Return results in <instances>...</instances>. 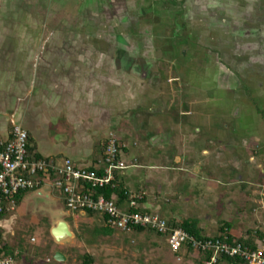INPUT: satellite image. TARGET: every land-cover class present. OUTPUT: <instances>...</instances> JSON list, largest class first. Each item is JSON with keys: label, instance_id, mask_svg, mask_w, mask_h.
Returning a JSON list of instances; mask_svg holds the SVG:
<instances>
[{"label": "rangeland", "instance_id": "rangeland-1", "mask_svg": "<svg viewBox=\"0 0 264 264\" xmlns=\"http://www.w3.org/2000/svg\"><path fill=\"white\" fill-rule=\"evenodd\" d=\"M140 2L101 5L97 0H51L48 26L57 37L49 48L56 54L51 65L73 63L77 57L82 58L78 65L138 68V74L127 76L138 103L130 104L132 96L126 100L129 106L121 110L126 109L122 117L127 116L129 123L124 121L114 134L119 141L122 129L128 134L124 182L132 192L146 193L148 208L156 194L173 199L161 212L164 217L174 211H187L192 217L186 207L199 199L192 195L211 174L235 183L248 180L225 169V162L234 158L246 164L256 153L264 165V0ZM36 48L41 50L42 44ZM25 86L24 81V98ZM128 125L138 132L133 128L131 132ZM163 134L167 142L156 144ZM201 150L205 156L207 150L211 152L209 170L200 175L195 169L187 172L186 162H195L196 157L204 162ZM174 155L184 159L181 164L177 158L172 161ZM82 164L81 169L88 166ZM36 217L30 211L20 218L21 234L32 246L46 243L53 259L69 248L71 264H83L87 254L97 264H197L192 258L198 253L191 254V261L178 259L165 237L153 233L146 242L142 235L119 231L105 236L97 233L98 216L91 220L77 213L67 219L73 236L61 246L48 232L46 214ZM32 236L37 243H31ZM122 247L125 257L119 254Z\"/></svg>", "mask_w": 264, "mask_h": 264}, {"label": "crops", "instance_id": "crops-1", "mask_svg": "<svg viewBox=\"0 0 264 264\" xmlns=\"http://www.w3.org/2000/svg\"><path fill=\"white\" fill-rule=\"evenodd\" d=\"M114 1L116 0H97V4L112 5ZM50 3L51 0H0V142H7L13 128L19 125L29 132L33 146L42 158L60 166L69 158L77 167L83 163L88 164L84 169H91L95 165L97 147L110 136H115L117 128L121 127L124 121L128 122L125 120L127 116L122 117L126 109L121 110L127 104L126 100L132 96L134 103L130 104L134 106L138 103V96L127 76L138 74L139 70H132L128 66L104 68L96 65L84 66L82 63L78 65L82 58L77 57L73 63L69 61L64 62L62 66H52L51 59L55 58L56 54L50 51L51 41H55L57 37L51 34L48 26ZM91 40L93 38L89 41ZM39 42L42 44L41 50L36 48ZM63 58L64 56H61L60 60L63 61ZM68 58L67 56L66 59ZM105 75L107 76L104 77ZM119 75L122 77L118 80L116 76ZM24 81L27 84L25 98L22 95L24 86L21 87ZM126 127L138 132L131 125ZM122 130L124 131L118 133L121 136L119 138L124 140L126 145L128 134L125 129ZM164 139L163 134L155 143H166ZM206 152L207 156L204 155L205 150L199 153L205 158L204 162L196 157L195 162L190 160L183 168H187V172L195 169L198 175L209 170L206 162L211 158V152ZM125 154H128L127 146ZM256 155L254 153L250 157L251 161L246 163L247 165L243 163V159L234 158L222 165L225 169H232L240 177H248L247 181L235 183L226 181L221 174H211L203 188L197 189V195H192L194 199L196 196L199 199L186 207L193 212L192 217H189L187 211L176 213L173 207L172 216L164 217L161 212L167 210L168 204L171 206L173 199H163L161 195L156 194L154 203L148 208L149 198L146 193L143 190L134 193L126 186L131 194L144 195V210L167 220L195 219L206 236L212 237L219 233L221 225L226 222L230 226V234L235 239L243 238L256 249H264V165ZM175 158L179 164L182 163L183 158L174 155L172 161ZM34 193L25 195L15 210L11 211L10 216L0 221L2 257L11 259L12 264H71L72 255L69 248H64L65 253L61 252L66 259L57 262L48 253L46 243L32 246L25 242L19 220L30 211L35 217L40 214L44 217L46 214V226L50 234L60 221L66 222L71 215L76 214L66 208L58 191L50 190L42 197ZM77 214L83 218L88 216L86 213ZM96 216L99 224L103 226L104 221L99 214L88 218L92 220ZM134 234L142 235V240L147 239L146 242L153 235H148L146 231L127 235ZM30 241L35 244L38 239L32 236ZM166 243L170 248L167 240ZM154 245V242H150L149 246L153 248ZM122 249L123 254L122 251L119 254L125 257L124 248ZM195 257L192 259L198 264ZM196 258L200 259L199 264H205L200 254ZM186 260L191 261L190 258Z\"/></svg>", "mask_w": 264, "mask_h": 264}, {"label": "built area", "instance_id": "built-area-1", "mask_svg": "<svg viewBox=\"0 0 264 264\" xmlns=\"http://www.w3.org/2000/svg\"><path fill=\"white\" fill-rule=\"evenodd\" d=\"M29 132L16 125L7 142H0V215L16 208L15 198L22 192H34L45 187L60 192L66 208L75 213L95 212L102 216L104 225L124 233L134 229H151L164 236L172 251L192 249L197 253L211 254L206 264H217L218 258L227 256L239 258L247 264H264V249H252L228 237L198 239L183 229H173L168 221L156 213H137L122 209L117 199L98 195L97 189L115 188L116 175H123L128 166L123 160L125 144L115 136H110L106 144V154L101 162L102 174L77 167L72 159L63 165L36 157L29 151ZM129 209L140 207L133 194ZM7 201V204H6ZM35 241V239H33ZM1 248V247H0ZM0 264H12L11 259L3 258Z\"/></svg>", "mask_w": 264, "mask_h": 264}, {"label": "trees", "instance_id": "trees-1", "mask_svg": "<svg viewBox=\"0 0 264 264\" xmlns=\"http://www.w3.org/2000/svg\"><path fill=\"white\" fill-rule=\"evenodd\" d=\"M121 142L122 141H120V144H121ZM106 144H107V141L102 143L101 145H99V147H97L96 156H95V165H94V167H92L90 169L91 171L97 172L98 174H102V172L100 171L101 169H98V168L100 167L101 162L104 161L105 154H106ZM0 151H1V149H0ZM29 151H30V153L34 154L36 157L41 158V156L36 152L31 138H29ZM125 151H126V149H125ZM115 185H116L115 188H112L109 186V187H106L104 189H97L96 192L98 195H103L108 199L116 198L118 205L122 209H127V210H130L132 212H137V213H144V212L150 213L149 211L144 210L142 208V205L144 204V201H145L144 195H141L142 196L141 200L136 199L137 202L139 203L140 207H138L136 209H129L128 208L131 201L134 200L133 194H131V192L129 191L128 187L126 186V184L124 182V177L121 174L116 175ZM28 193H30V192H22L16 196V198H15L16 207L21 203L24 196L27 195ZM6 204H7V201H6ZM10 213H11V211L5 210L0 215V221L4 220L8 216H10ZM86 214L88 215L87 217H90V218L94 217L96 215L95 212H91V211H87ZM167 221H168V225L170 228L183 229L198 239H205V238L212 237V236H206L205 232L199 227V222L195 219H186L183 221L171 219V220H167ZM117 231H119V230L107 227L105 225L98 227V229H97V233L103 234L105 236L106 235L110 236ZM137 231L138 232L147 231L151 234H153V233L156 234V236L164 237L160 234H157L156 232H154L151 229L138 228V229L133 230V232H137ZM119 232H122V231H119ZM133 232H131V233H133ZM131 233H128V234H131ZM225 236L228 237L230 239V241H236L237 243L243 244L244 246H248L252 249H256L254 246L251 245V243L248 240H245L243 238L235 239L230 234V226L226 222L221 225V227L219 229V233L215 237L223 239ZM1 241L2 240H1V236H0V243H1ZM2 251L3 250L0 248V253ZM195 252L196 251L192 250V249H187V250L182 249V250H179L178 252H174V254L176 255V257L178 259H181L182 257L183 258H189L191 256V254H194ZM198 254L201 255L202 260L205 262V264L210 260L211 254H206V253H201V252ZM223 262H227L229 264H247L239 258H232V257H227V256L219 257L217 264H221ZM83 264H97V262L95 261V258L92 255L87 254L84 256Z\"/></svg>", "mask_w": 264, "mask_h": 264}, {"label": "water", "instance_id": "water-1", "mask_svg": "<svg viewBox=\"0 0 264 264\" xmlns=\"http://www.w3.org/2000/svg\"><path fill=\"white\" fill-rule=\"evenodd\" d=\"M50 190H51L50 187H45L40 190L34 191L35 192L34 194L38 197H42L44 196L43 194H45L46 192ZM51 234L58 244L67 242L73 236V233L70 230L69 224L65 221H60L58 225L51 230ZM55 259L58 262H62L66 258L64 257L62 253H57L55 256Z\"/></svg>", "mask_w": 264, "mask_h": 264}]
</instances>
